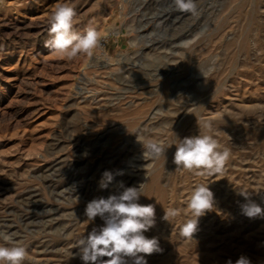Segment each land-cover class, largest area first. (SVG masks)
<instances>
[{"label":"rangeland","instance_id":"374dc122","mask_svg":"<svg viewBox=\"0 0 264 264\" xmlns=\"http://www.w3.org/2000/svg\"><path fill=\"white\" fill-rule=\"evenodd\" d=\"M61 2L75 7V31L102 34L92 57L45 47ZM195 2L192 14L172 0H0V230L27 248L26 264H84L75 245L104 224L86 205L120 182L143 184L138 202L155 206L144 235L161 251L147 264H264V217L241 211L248 200L264 208V0ZM203 122L231 151L222 175L177 169L175 145L143 159L140 141L174 144ZM198 184L214 207L189 240L180 229ZM169 207L180 210L170 222Z\"/></svg>","mask_w":264,"mask_h":264},{"label":"clouds","instance_id":"9594fccd","mask_svg":"<svg viewBox=\"0 0 264 264\" xmlns=\"http://www.w3.org/2000/svg\"><path fill=\"white\" fill-rule=\"evenodd\" d=\"M172 6L179 12L195 14L197 11L195 0H172ZM75 17V7L70 2H61L54 6L47 18L50 39L45 41V47L52 54L69 61L78 55L92 57L103 39L95 27L87 28L83 34L75 31ZM199 127L205 130L203 134L183 139L176 136L177 142L166 146L153 139L140 141L143 159H159L167 148L175 145L173 163L177 169L196 175H222L231 151L215 138L211 122H203ZM112 180V173L105 171L100 188L106 189ZM143 187V184L126 187L120 182L122 190L118 194L94 198L87 203L84 213L87 220L92 222L99 217L104 224L98 229L94 227L75 245L84 264H127L126 258L129 257L133 258V264H147L145 256L161 251L157 238L144 235L155 226L156 211L153 204L138 202L143 195ZM245 197L247 199L248 196ZM186 204L191 218L181 226L180 236L191 240L198 231L199 218L214 207V193L208 184H198L191 190ZM164 211L163 219L169 222L180 215V210L175 207ZM241 211L248 218L264 217V208L252 200L244 203ZM15 235L14 232L0 230V241L3 242L0 243V264H26L29 261L27 248L15 240ZM235 264L251 262L241 256Z\"/></svg>","mask_w":264,"mask_h":264},{"label":"bare ground","instance_id":"6f19581e","mask_svg":"<svg viewBox=\"0 0 264 264\" xmlns=\"http://www.w3.org/2000/svg\"><path fill=\"white\" fill-rule=\"evenodd\" d=\"M240 4V3H239ZM252 5V4H251ZM254 5H255V2H254ZM255 8V7H254ZM250 11V10H249ZM250 13V12H249ZM254 15V14H253ZM253 17V16H252ZM246 20V19H245ZM252 20V19H251ZM251 23V22H250ZM247 30V29H246ZM214 94V93H213ZM204 99V98H203ZM205 100H206V98H205ZM203 103V102H202ZM200 109H201V107H200ZM196 111V110H195ZM197 112V111H196ZM199 112V111H198ZM150 121V120H149ZM184 121V120H183ZM171 124V123H170ZM165 125V124H164ZM181 126V125H180ZM180 128V127H179ZM110 130V129H109ZM177 135V134H176ZM187 137V136H186ZM177 139V138H176Z\"/></svg>","mask_w":264,"mask_h":264}]
</instances>
